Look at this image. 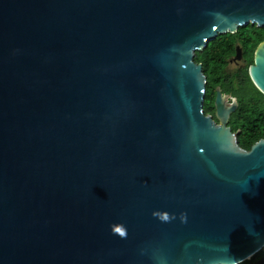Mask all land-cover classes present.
Listing matches in <instances>:
<instances>
[{"label":"water","instance_id":"1","mask_svg":"<svg viewBox=\"0 0 264 264\" xmlns=\"http://www.w3.org/2000/svg\"><path fill=\"white\" fill-rule=\"evenodd\" d=\"M248 23L264 26V0H0V264L259 251L264 137L239 144L220 87L217 121L204 111L194 59ZM248 69L264 93V39Z\"/></svg>","mask_w":264,"mask_h":264},{"label":"trees","instance_id":"2","mask_svg":"<svg viewBox=\"0 0 264 264\" xmlns=\"http://www.w3.org/2000/svg\"><path fill=\"white\" fill-rule=\"evenodd\" d=\"M264 39V26L248 23L239 26L235 32L218 34L202 50H196V62L202 64L207 77L205 111L212 110V101L216 88L231 92L238 100V106L232 114L229 125L238 133L239 144L249 149L260 137H264V93L253 83L249 75V65L253 62V53L257 44ZM239 45L245 65L228 70L229 58ZM213 111V110H212ZM263 258L264 246L251 258L237 264H257Z\"/></svg>","mask_w":264,"mask_h":264},{"label":"flooded vegetation","instance_id":"3","mask_svg":"<svg viewBox=\"0 0 264 264\" xmlns=\"http://www.w3.org/2000/svg\"><path fill=\"white\" fill-rule=\"evenodd\" d=\"M258 26V25H257ZM236 49H239V56H237L236 55V57L237 58H241L242 60H243V57H242V51H241V48L239 47V45H236V47H235ZM233 56H235V52L233 53V55L229 58V62H230V60H231V58L233 57ZM239 67V66H238ZM222 91V90H221ZM223 93H227V94H229V98H228V101L229 102H231L232 100H231V97L233 96L232 95V93L231 92H224V91H222ZM215 94H216V92H215ZM215 94H214V98H215ZM235 97V96H234ZM237 99V98H236ZM238 101V100H237ZM212 110H209V111H205V109H204V111L206 112V113H210L211 115H212V117L217 121V117H216V115H215V107H214V99H213V101H212ZM238 106V105H237ZM204 107V106H203ZM236 109H237V107H236ZM235 109V110H236ZM235 110L233 111V112H231V114H230V117H229V119H228V122H227V124L229 125V121L231 120V117H232V114L235 112ZM230 126V125H229ZM231 127V126H230ZM238 134V133H237Z\"/></svg>","mask_w":264,"mask_h":264},{"label":"clouds","instance_id":"4","mask_svg":"<svg viewBox=\"0 0 264 264\" xmlns=\"http://www.w3.org/2000/svg\"><path fill=\"white\" fill-rule=\"evenodd\" d=\"M154 216H157L160 220L164 221V222H168L170 219L174 218V217H169L168 214H160V213H153ZM181 219L182 221H185L186 220V215L185 214H182L181 215ZM119 229V231L117 230ZM115 231L117 233H119V235L122 237V238H126V231L123 230V229H120V228H117Z\"/></svg>","mask_w":264,"mask_h":264},{"label":"rangeland","instance_id":"5","mask_svg":"<svg viewBox=\"0 0 264 264\" xmlns=\"http://www.w3.org/2000/svg\"><path fill=\"white\" fill-rule=\"evenodd\" d=\"M237 53V49L235 51V56H233L227 66L228 70H235L238 66H242L245 65L247 63V61L242 60L241 58H237L236 54Z\"/></svg>","mask_w":264,"mask_h":264},{"label":"snow or ice","instance_id":"6","mask_svg":"<svg viewBox=\"0 0 264 264\" xmlns=\"http://www.w3.org/2000/svg\"><path fill=\"white\" fill-rule=\"evenodd\" d=\"M119 231V229H117Z\"/></svg>","mask_w":264,"mask_h":264}]
</instances>
